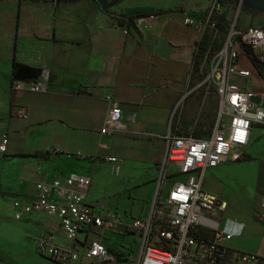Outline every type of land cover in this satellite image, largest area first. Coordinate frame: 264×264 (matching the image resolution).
Masks as SVG:
<instances>
[{"label": "crops", "instance_id": "1", "mask_svg": "<svg viewBox=\"0 0 264 264\" xmlns=\"http://www.w3.org/2000/svg\"><path fill=\"white\" fill-rule=\"evenodd\" d=\"M156 8L139 0L111 7L114 15L127 17L169 10L158 15L149 31L131 28L125 35L120 20L94 0L0 2V133L10 139L8 153L0 157V211L3 198L34 201L37 181L50 183L68 175L91 178L86 203L103 219L117 215L120 222L114 228L84 227L77 244L83 254L87 244L98 239L113 261L83 258L74 264L128 263L124 246L129 236L143 247L132 225L150 217L165 167L176 169L172 163L165 165L168 144L163 137L172 132L207 138L217 121L219 98L214 89L196 90L200 78L193 58L200 34L185 23L186 17L205 15L192 7L175 9L165 4ZM248 68L253 74L250 79L235 77L233 82L264 98V63ZM18 84L25 88L16 89ZM34 85L43 90L32 91ZM114 102L120 105L125 129L104 136L101 131ZM20 108L27 112V119L16 115ZM6 114L18 123H3ZM35 151L50 152L52 157L46 162L18 157ZM243 151L252 158L264 156V127L252 128ZM109 157L119 162H109ZM101 171L105 181L98 187L96 176ZM258 208L262 219L264 198ZM228 209L227 204L216 220L222 231L233 236L228 249L264 258V227L249 241L247 225L222 223ZM22 221L25 238L33 242L29 249L33 257L43 233L52 234L60 247L71 245L57 218L34 213ZM9 260L5 263L0 257V264H13ZM34 260L31 264H55L42 255Z\"/></svg>", "mask_w": 264, "mask_h": 264}, {"label": "built area", "instance_id": "2", "mask_svg": "<svg viewBox=\"0 0 264 264\" xmlns=\"http://www.w3.org/2000/svg\"><path fill=\"white\" fill-rule=\"evenodd\" d=\"M218 0L211 5L203 19L185 18L187 26L200 34L201 42L206 33L219 40L221 49L214 54L210 49L202 52L195 47L193 68L197 70L200 83L198 89L211 90L219 98L217 121L207 138L183 136L170 132L163 137L168 144L166 164H174L175 171L166 167L156 190L150 217L136 220L132 225L134 233L143 241L138 264H264V258L255 254L231 251L227 243L233 236L222 231L216 221L227 208L222 201L203 189L205 174L224 163L237 161L249 144L251 130L255 125L264 127V98L250 91L246 86L233 82L235 77L250 79L252 71L243 66L241 44L250 47L257 60L264 63V26L237 27L238 15L230 32L222 35L212 17ZM239 11H241L240 6ZM237 11V12H239ZM155 12L147 14L146 20H134L130 26L124 25L123 33L129 35L131 28L145 33L157 24ZM242 61V62H241ZM16 89H24L18 84ZM42 91L34 85L32 91ZM184 96L177 109L183 105ZM112 102V99H109ZM111 114L105 127L104 136L124 131L121 124L122 110L119 103H112ZM16 115L27 119L24 109L15 111ZM175 112L172 116L174 121ZM171 121V122H172ZM10 139L7 133H0V157L8 153ZM58 153V150H53ZM109 162H119L109 157ZM182 176L183 179L170 186L164 192L168 179ZM92 179L82 175H68L50 183L37 181V196L24 210L26 214L44 213L59 219L63 232L71 245L60 247L50 233H43L38 239L37 251L51 259L55 264H74L84 260L111 262L113 257L100 240H92L83 254L79 251L78 234L82 229L114 228L119 223L117 215L107 220L97 214L86 203L87 192ZM264 219V214L262 215Z\"/></svg>", "mask_w": 264, "mask_h": 264}, {"label": "rangeland", "instance_id": "3", "mask_svg": "<svg viewBox=\"0 0 264 264\" xmlns=\"http://www.w3.org/2000/svg\"><path fill=\"white\" fill-rule=\"evenodd\" d=\"M47 2L48 0H40ZM143 4L157 6L156 9L163 7L165 4H171L172 8L178 9L181 7L194 8V12H203L206 16L211 5L215 0H139ZM109 2H113L109 0ZM239 11V7L235 2L228 3L221 13L231 22L232 26L236 21L238 15L237 27L242 28L248 25L264 26V13H251V10L244 6ZM22 13L24 10L21 11ZM204 16V17H205ZM203 19V18H200ZM197 20V19H196ZM242 62V61H241ZM14 123L8 114L3 116V123ZM18 123V121L16 122ZM243 154H246L245 151ZM262 158H252V161H231L229 160L223 164L219 169L210 171L208 170L204 178L203 189L209 193H212L218 199L227 202L228 211L223 215L222 223H226L228 220L231 223L247 225L246 237L249 241H253L254 236H259L263 231L264 221L258 214L260 204L264 198V156ZM169 172L171 168L168 169ZM99 183H104V172H99ZM182 176H175L172 179H168L165 185L164 192L170 189V186L176 182L182 180ZM16 183L19 184V181ZM96 189V187L94 186ZM156 196V194H155ZM3 205L0 211V257H3L4 262L7 263L9 258L13 259V264H31L37 256L40 254L36 252V257L32 256L31 249L32 241L29 238H25L23 219L29 214H26L24 207L30 202L28 199L21 196L3 198ZM2 204V203H1ZM218 220L219 218H215ZM22 221V222H21ZM118 243L122 240L117 238ZM131 236L126 240L125 244V256L127 262H121L120 264H135L139 258L141 242L134 241ZM29 242V246H28ZM9 257V258H8ZM43 260V259H42ZM11 262V261H10ZM18 262V263H17Z\"/></svg>", "mask_w": 264, "mask_h": 264}, {"label": "trees", "instance_id": "4", "mask_svg": "<svg viewBox=\"0 0 264 264\" xmlns=\"http://www.w3.org/2000/svg\"><path fill=\"white\" fill-rule=\"evenodd\" d=\"M5 0H0V2H3ZM115 4H119L121 2H124L125 0H112ZM228 3H233L231 0H218V4L215 10V13L213 14V21L217 23V27H219V30L222 35L227 34L230 32V28L232 27L231 22L225 17L224 14L221 13V10L225 8V6ZM107 14L110 16H114L115 18L120 20V25L124 27V25L130 26L134 20L141 15H135L131 17H127L126 15L119 14V15H114L111 11H107ZM169 10L167 11H158L155 14L157 15H163L164 13H168ZM251 13H257V12H251ZM197 46L199 47V50L204 52L208 49L212 51L214 54L215 52L219 51L221 49V44L219 43V40L214 38V36L210 35L209 33H206L205 36L203 37L202 41L197 43ZM239 51L242 54V61H243V66L248 68V67H256L259 68L261 66V63L257 60L256 56L248 47L247 45L241 44L239 46ZM18 157H30L37 159L41 162H46L49 161L52 157L50 152H39L35 151L32 153L28 154H20ZM77 158H80V156H77ZM242 160H247V161H252V158L247 156V154L242 155L237 161H242Z\"/></svg>", "mask_w": 264, "mask_h": 264}, {"label": "water", "instance_id": "5", "mask_svg": "<svg viewBox=\"0 0 264 264\" xmlns=\"http://www.w3.org/2000/svg\"><path fill=\"white\" fill-rule=\"evenodd\" d=\"M97 2L101 9L104 11H109L111 7L116 5L114 2H109V0H94ZM235 2L240 7H245L251 12H258V13H264V0H231Z\"/></svg>", "mask_w": 264, "mask_h": 264}, {"label": "bare ground", "instance_id": "6", "mask_svg": "<svg viewBox=\"0 0 264 264\" xmlns=\"http://www.w3.org/2000/svg\"><path fill=\"white\" fill-rule=\"evenodd\" d=\"M146 19H147V15H144V16H141V17L138 16L135 20L141 21V20H146Z\"/></svg>", "mask_w": 264, "mask_h": 264}]
</instances>
